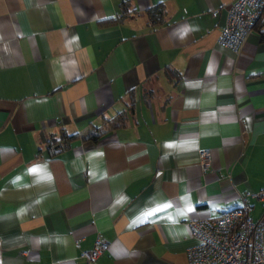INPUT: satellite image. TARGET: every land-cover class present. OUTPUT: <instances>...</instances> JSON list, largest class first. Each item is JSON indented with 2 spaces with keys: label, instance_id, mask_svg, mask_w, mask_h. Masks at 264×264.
<instances>
[{
  "label": "crops",
  "instance_id": "obj_1",
  "mask_svg": "<svg viewBox=\"0 0 264 264\" xmlns=\"http://www.w3.org/2000/svg\"><path fill=\"white\" fill-rule=\"evenodd\" d=\"M233 2L0 0V264H84L98 238L99 264H187L189 222L264 188V14L234 53Z\"/></svg>",
  "mask_w": 264,
  "mask_h": 264
},
{
  "label": "built area",
  "instance_id": "obj_2",
  "mask_svg": "<svg viewBox=\"0 0 264 264\" xmlns=\"http://www.w3.org/2000/svg\"><path fill=\"white\" fill-rule=\"evenodd\" d=\"M218 13L215 10L213 16ZM263 14L264 0H234L227 8L217 44L238 53ZM199 162L206 172L211 164L209 150L199 151ZM249 198L264 201V188L242 195L239 208L188 223L196 243L188 250L187 264H264V223L252 219ZM108 249L109 244L98 238L90 248L81 249L80 256L84 264H99L100 256Z\"/></svg>",
  "mask_w": 264,
  "mask_h": 264
},
{
  "label": "trees",
  "instance_id": "obj_3",
  "mask_svg": "<svg viewBox=\"0 0 264 264\" xmlns=\"http://www.w3.org/2000/svg\"><path fill=\"white\" fill-rule=\"evenodd\" d=\"M153 12H154L153 14H156L158 16L157 17L155 15L154 18H157L158 22L159 21L161 22L163 20V10L160 8H156V10ZM262 37L264 39V32H262ZM109 122H110L111 129H115V128H118V127L125 125L123 118H115V119L109 120ZM105 134H106V131L96 129V130H93L92 132H90L85 137V139L97 140L98 138L102 137ZM77 137H79V134H77V133L67 134L66 132H64L62 137L59 140L49 142V147L51 148L54 146V148H56V149L65 148L66 146H68V143L70 140H73Z\"/></svg>",
  "mask_w": 264,
  "mask_h": 264
}]
</instances>
